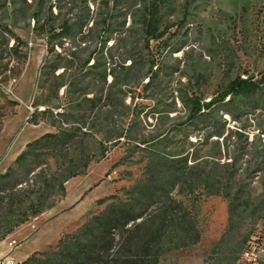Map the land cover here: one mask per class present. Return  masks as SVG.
Returning a JSON list of instances; mask_svg holds the SVG:
<instances>
[{"label":"rangeland","instance_id":"obj_1","mask_svg":"<svg viewBox=\"0 0 264 264\" xmlns=\"http://www.w3.org/2000/svg\"><path fill=\"white\" fill-rule=\"evenodd\" d=\"M154 1L0 0V30L25 43L26 57L21 63L10 60L16 44L10 40L0 62V177L29 143L57 133L48 122H29L45 109L34 108L35 101L87 117V129L98 126L80 151L70 154L95 158L87 173L69 181L65 195L49 200L42 215L9 235L46 185L35 176L33 194L21 197L24 203L11 212L10 193L0 194L8 196L0 204V245L6 241L0 259L22 263L17 253L26 240L37 243L30 256L55 248L58 236L74 233L104 210L96 201L87 213L72 211L81 192L99 187L87 206L120 194L141 179L155 153L186 160L195 172L220 173L232 180L242 203L250 204L231 222L221 194L207 196L205 186L191 195L175 192L192 211L201 239L184 249L166 244L160 264H234L251 238L264 234V0H166L159 36L151 39L143 21ZM238 78L260 82V97L253 102L228 96L225 105L210 110L209 119L191 121L193 100L214 104ZM96 98L102 108L91 113L89 102ZM67 165V158L49 160L45 176L54 177ZM226 183L216 187L223 191ZM257 209L260 218L253 216ZM18 231L22 243L12 240Z\"/></svg>","mask_w":264,"mask_h":264},{"label":"trees","instance_id":"obj_2","mask_svg":"<svg viewBox=\"0 0 264 264\" xmlns=\"http://www.w3.org/2000/svg\"><path fill=\"white\" fill-rule=\"evenodd\" d=\"M166 0H155L147 8L143 21L147 35L151 39L159 36L161 26V8ZM9 32V39L0 30V62L3 61L4 48H9L10 40L16 42L11 47L10 60L21 63L26 60L21 52L25 43L14 33ZM70 33V29H65ZM22 45V46H21ZM7 50V49H6ZM15 79V78H14ZM261 83L246 81L240 78L231 82L227 89L215 100L214 104L200 105L192 101V120H207L210 110L225 105L228 96L245 98L254 102L260 97ZM61 86L55 90L56 98ZM91 113L100 112L101 99L90 100ZM44 106L43 111H35L29 122L38 126L48 122L57 133L46 134L29 143L26 150L18 156L14 166L0 177V194L10 193L8 198L10 212L17 204H23L21 197L28 198L35 176L45 182L42 195L31 202L24 219L11 225L8 235L20 225L33 218H38L47 209V202L66 193V184L72 179L84 176L95 158L81 153L80 157H71L72 152L80 151L88 138L97 133L98 126L87 129L85 116L68 114L62 107H52L39 100L34 108ZM206 110L208 111L206 113ZM237 110V109H235ZM205 111V112H202ZM105 152L100 157L105 159ZM67 158L68 165L54 177H46L44 168L49 160ZM183 159H173L152 154L144 167L142 177L132 187L122 189L120 194L111 195L96 202L104 207L99 214L91 215L77 231L66 234L59 239L57 246L46 253H35L21 264H160L165 254V245L184 249L200 242L201 235L192 211L181 201L173 197L175 192L196 193L203 186L207 196L222 195L229 202L230 221L241 216L242 203L240 194H234L229 185L232 180L225 179L220 173L197 171ZM226 186L223 191L217 185ZM26 187H29L28 189ZM0 198V204L6 199ZM250 208V207H249ZM11 214V213H10ZM261 209L254 211L253 216L260 218ZM86 219V218H85ZM246 248V247H245ZM239 255L234 264H238L244 253Z\"/></svg>","mask_w":264,"mask_h":264},{"label":"crops","instance_id":"obj_3","mask_svg":"<svg viewBox=\"0 0 264 264\" xmlns=\"http://www.w3.org/2000/svg\"><path fill=\"white\" fill-rule=\"evenodd\" d=\"M97 189H99V187L98 188H96L95 190H91V187H88V188H86L83 192H81L78 196H77V198H76V200H75V202L72 204V206H71V210L72 211H74V210H78L79 212H83V211H85V212H83V213H87L86 211H89V210H87V208L88 209H91L92 210V208L94 207V205H95V202L96 201H98V200H94V202L92 201L91 202V204L89 205V206H87V202H88V197L90 196V195H92L94 192H96L97 191ZM65 200V199H64ZM63 200V201H64ZM62 201V202H63ZM87 206V207H86ZM92 207V208H91ZM85 208V209H84ZM90 210V211H91ZM86 218V216H83L82 217V219H85ZM26 228L24 227V230H25ZM19 234H20V232L18 231V232H16V233H14L13 235H12V240H14L15 242L16 241H20L21 242V239L22 238H20L19 237ZM25 234V233H24ZM25 235H27V234H25ZM24 235V236H25ZM27 237V236H26ZM11 238V237H10ZM60 239V237L58 236L57 238H56V240L55 241H58ZM6 242V241H5ZM5 242H3L0 246H4L5 247ZM22 243V242H21ZM36 247H37V243H34V241H32V240H26L25 242H23L21 245H20V251L17 253V256L18 257H20V259H21V262H23L22 260H27V258L30 256V254L36 249ZM26 255V256H25ZM25 256V257H24Z\"/></svg>","mask_w":264,"mask_h":264},{"label":"built area","instance_id":"obj_4","mask_svg":"<svg viewBox=\"0 0 264 264\" xmlns=\"http://www.w3.org/2000/svg\"><path fill=\"white\" fill-rule=\"evenodd\" d=\"M0 264H21L11 258L0 259ZM238 264H264V234L253 236L248 242Z\"/></svg>","mask_w":264,"mask_h":264}]
</instances>
